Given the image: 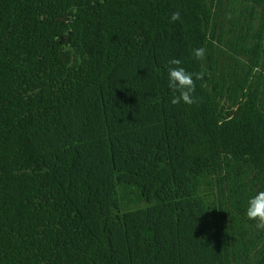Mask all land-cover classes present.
<instances>
[{"label":"trees","instance_id":"trees-1","mask_svg":"<svg viewBox=\"0 0 264 264\" xmlns=\"http://www.w3.org/2000/svg\"><path fill=\"white\" fill-rule=\"evenodd\" d=\"M260 190L264 0H0V264H264Z\"/></svg>","mask_w":264,"mask_h":264},{"label":"clouds","instance_id":"clouds-1","mask_svg":"<svg viewBox=\"0 0 264 264\" xmlns=\"http://www.w3.org/2000/svg\"><path fill=\"white\" fill-rule=\"evenodd\" d=\"M181 20L180 11L173 12L170 17L171 22ZM194 56L197 60H202L205 56L203 47L194 50ZM179 59H171L167 67V86L177 95L173 96L172 103L179 104L183 102L185 105L194 103L193 93L195 90V80H202L204 73H193L180 66ZM245 218L254 223L255 226L264 230V190L252 192L243 208Z\"/></svg>","mask_w":264,"mask_h":264}]
</instances>
